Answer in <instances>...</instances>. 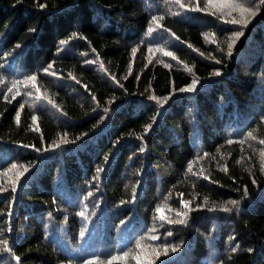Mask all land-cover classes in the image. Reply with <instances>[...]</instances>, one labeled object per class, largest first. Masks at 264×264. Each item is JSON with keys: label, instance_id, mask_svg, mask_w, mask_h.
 Masks as SVG:
<instances>
[{"label": "trees", "instance_id": "obj_1", "mask_svg": "<svg viewBox=\"0 0 264 264\" xmlns=\"http://www.w3.org/2000/svg\"><path fill=\"white\" fill-rule=\"evenodd\" d=\"M206 1L0 0V264H264V0Z\"/></svg>", "mask_w": 264, "mask_h": 264}, {"label": "rangeland", "instance_id": "obj_2", "mask_svg": "<svg viewBox=\"0 0 264 264\" xmlns=\"http://www.w3.org/2000/svg\"><path fill=\"white\" fill-rule=\"evenodd\" d=\"M212 1L215 0H211V3L206 1V3L212 4ZM259 4H263V0H216V6L219 10H229L230 14H233L227 16L224 22L234 27V37L243 33L252 20L258 19L256 7ZM243 58H245V55Z\"/></svg>", "mask_w": 264, "mask_h": 264}, {"label": "snow or ice", "instance_id": "obj_3", "mask_svg": "<svg viewBox=\"0 0 264 264\" xmlns=\"http://www.w3.org/2000/svg\"><path fill=\"white\" fill-rule=\"evenodd\" d=\"M34 79V78H33Z\"/></svg>", "mask_w": 264, "mask_h": 264}]
</instances>
